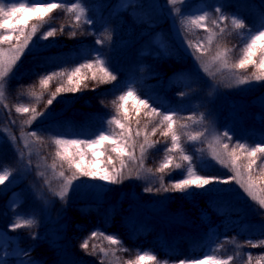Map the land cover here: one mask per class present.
I'll return each mask as SVG.
<instances>
[{"label": "trees", "instance_id": "trees-1", "mask_svg": "<svg viewBox=\"0 0 264 264\" xmlns=\"http://www.w3.org/2000/svg\"><path fill=\"white\" fill-rule=\"evenodd\" d=\"M3 2L7 6L10 0H3ZM71 2L73 0H67V3ZM166 3H169L168 0H83V4L88 9L87 16L93 23L89 25L82 22L81 27L76 29V37L69 38V33L73 30L68 27L72 23V15H66L62 9L54 11L49 23L40 28L33 38L34 44L31 51H27L22 56L7 80L6 98L3 103L8 107L4 108L2 105L0 107L14 134L18 135L19 131L28 130L35 131L39 136L44 137V143H36V145L48 166L53 163L56 151L51 138L59 136L71 140V136L77 132L88 135L98 131L107 119L110 120L116 114L111 101L125 91L129 84L140 96V93L147 94L149 102H154L153 106L161 107V111L166 110V103L172 102L175 105L172 110L176 111L180 117L187 118L193 115L198 117L203 114L204 121L201 124H193L191 120H181L180 123L188 125L184 131H199L207 128L213 110L217 112L222 104V95L219 88L214 90L210 87V77L198 64L196 65V61L194 62L190 55L187 59V51L173 39L172 33L166 28L167 21L156 18V4L165 6ZM190 3L191 5L182 9L179 15V25L186 33L187 39L195 44L203 40L207 32L204 29L186 31L181 25L182 18L202 14L203 11L209 12L212 18H216L215 8L220 7L224 15L229 17V20L224 22L228 25V29L213 43L212 53H215L217 43L221 47L232 48L230 55L233 62L239 58L240 49L245 41L237 32L232 31L230 18L237 16L244 19L247 29L253 33L264 23V0H191ZM206 5H209L208 10ZM206 23L212 27L210 20ZM62 24L65 28L61 34L59 28ZM50 28H56L57 35L48 40L39 39V36ZM162 28L165 30L159 38L160 43L157 45L159 49H157L151 46V41ZM108 36L110 39H106ZM97 39L104 40V43L97 44ZM97 53L108 61L110 69L118 77L117 81L99 85L92 90L97 82L89 80L87 89L75 94H62L48 108L44 117L32 125L23 124L28 119V114H17L15 106H35L39 111L44 108L49 98L45 93L43 100L37 103L35 98L30 96L32 91H41L40 77L52 71L70 70L93 59ZM252 71L250 67L246 71L241 70L240 75H249ZM61 82L60 79L52 81L48 92L55 91ZM250 83L251 98L264 93V82ZM222 89L225 90L224 87ZM228 92L233 96L240 95L238 92L233 93L231 89ZM180 93L185 95L181 96ZM215 95L220 97L219 104L216 108L213 106L209 108L212 104L210 99ZM129 107H131V101H129ZM144 111L147 110L141 111L138 118L139 124L136 123V119H132L133 133L137 128L143 129L144 124L148 122L149 118L144 115ZM256 114L260 118L258 121L253 119ZM131 116L135 117V113L132 112ZM248 119L242 128L230 127L225 130L232 137L229 147L237 141L251 146L264 142V107L250 112ZM158 121L159 117L148 125L147 131L151 132V128ZM114 129L117 133L120 131L115 126ZM160 131L162 129L150 137L151 140L159 141V143L155 148L148 149L140 178L136 179L135 175V170L139 166L138 162L133 164L127 161L130 163L128 168L132 175L129 177V171L126 168L124 175L128 178L120 184L110 185L87 177L77 180L110 185L111 198L71 200L66 207V227L59 241L51 236L37 237L36 230L43 228L42 225L35 224L30 228L16 230H12L9 225V230L19 235L17 242L22 249L20 257L24 256L34 261L33 264H100L102 258L104 264L109 262L124 264L125 261L134 259L138 253L148 251L157 256L160 264L164 262L176 264L180 259H200L203 257V251L208 248L210 254L218 249L215 254L220 258L233 256L234 259L230 264H247L248 253L253 256L252 264H256L257 260L260 264H264V246L252 247L247 244V241L258 243L264 240V232H262L264 210H260L255 202L247 198L234 182L229 185H215L217 191L191 190L195 194L156 191L161 187L159 177L162 174L155 173V170L163 162L165 148L171 143L170 138L166 140L160 135ZM183 140H186V137L182 138V142ZM142 142L143 136L137 138L135 155L138 158L139 144ZM185 150L193 156L199 174L222 178L232 174L228 168L211 159L206 143H185ZM0 153V161L9 156V152L3 146H0ZM171 154L176 157L175 162H180L179 152ZM108 155H112L114 163L119 167V160L114 153L110 152L99 157L101 163L98 167L103 168ZM56 163L55 170L58 173L64 171L65 177H71L72 172L68 170L67 164L61 167L59 160ZM148 168H151L155 175L147 172ZM163 175L165 186L183 178L182 170L169 169ZM18 177L12 182L0 185L1 218L9 207L14 190L19 185ZM133 180L134 183L130 188L141 193H148L144 189L151 187L152 193L155 192L167 200L170 209L181 210L179 212L183 214L185 220L170 229L164 221L155 218L132 217L133 201L131 197H128L130 190L124 194L123 192L128 189ZM120 189L123 191L121 192ZM92 231L114 235L121 240L122 245H110L107 240L98 236L89 240V249L86 252L80 248V244L90 236ZM92 245H96L95 255L88 254L92 251ZM121 246L127 251H120ZM100 248L108 250L107 257L99 251ZM114 248L118 260L111 254ZM14 258L16 257H10V259Z\"/></svg>", "mask_w": 264, "mask_h": 264}, {"label": "snow or ice", "instance_id": "snow-or-ice-1", "mask_svg": "<svg viewBox=\"0 0 264 264\" xmlns=\"http://www.w3.org/2000/svg\"><path fill=\"white\" fill-rule=\"evenodd\" d=\"M172 5H176L182 0H168ZM57 9L65 11L66 15H72V23L68 27L73 30L69 33V38H74L77 35L76 29L81 27V23L92 24L93 21L88 18V9L83 4V0H73L67 3V0H10L8 5H5L3 0H0V105L7 108L4 104L5 89L7 80L14 72L15 67L20 62L22 56L31 51L34 44L33 38L37 35L40 28L49 23L52 19V13ZM180 12L179 8L175 9ZM216 18H212L211 14L203 11L202 14H193L182 18L181 25L186 31L194 29H204L207 36L197 43L187 42L186 46L193 50V55L201 61L200 67L208 76L215 78L217 73L227 71L235 77V83L243 85L252 81L264 82V23H262L255 33L247 29L244 19L237 16L230 18L231 29L237 32L243 41L240 49L239 58L232 61L230 53L232 48L221 47L219 43L216 44V51L212 54V45L218 37L222 36L228 29V25L224 24L229 17L224 15L220 7L215 8ZM210 20L212 27H209L206 21ZM35 21V23H31ZM223 25V26H221ZM65 25H61L59 32L62 34ZM218 29V31H216ZM243 30V31H242ZM56 28H50L43 32L39 39L48 40L50 37L57 35ZM110 39V36L106 37ZM97 44H103L104 40L97 39ZM8 45V47H3ZM207 57V59H203ZM215 66V71L211 68ZM252 68L253 71L249 75H240L241 70ZM90 73V75H89ZM60 79L62 82L55 88V91L48 92L49 85L52 81ZM117 75L110 69L108 61L99 53L91 60H87L73 68L52 71L39 78L40 92L32 91L30 96L34 97L39 103L43 100L45 93L48 94V99L42 110H37L35 106L28 107L24 105L15 106L17 114H28V119L23 122L24 125H32L40 118L46 115L48 108L53 105L54 101L64 93H77L89 87L88 81L97 82L93 85L92 90L102 84H111L117 81ZM181 96L185 95L180 93ZM131 101V107H129ZM103 104V101H101ZM154 103V102H153ZM149 102V98H141L137 90L131 85L126 86V90L111 101L115 109V115L108 121L110 126L114 125L119 128L117 133L114 128H110L106 134L101 131L94 139H64L59 136L51 138V142L56 146L55 159L49 166L55 171L57 167L56 161L67 164L68 170L72 172L71 177H65L64 171L57 173L58 177L64 178V183L59 191H54V195L59 196L64 200L73 183L82 177H87L91 180H99L107 184H120L124 179L128 178L124 175V170L128 167L127 161L133 164L138 162V168L135 170L137 178L140 176V171L144 169V160L148 149L155 148L159 141L150 139L158 130L160 135L166 140L170 138V146L165 148V155L163 162L155 170V173H160L159 179L161 187L156 191L163 190L164 192H180L186 194H195L191 192L193 189L204 191H217L215 188L217 184L229 185L233 182L239 186L243 194L251 201L255 202L260 210H264V142L256 143L251 146L247 143L237 141L229 147V142L232 137L228 131L216 134H210L207 128L199 131H184L188 125L180 123L181 120H191L193 124H201L204 121V116H190L180 117L174 110L161 111L159 106H153ZM142 110L144 115L148 117V122L144 124L143 129L137 128L135 133L131 126L132 119H136L139 124V116ZM135 113V117L131 113ZM11 113L9 112V115ZM159 117L158 123L151 128V132L147 131L148 125ZM32 137L31 143H44V137L39 136L35 131L24 134L23 139L25 147H28L30 141L27 137ZM143 136V142L139 144L140 156L135 155V148L137 138ZM186 137V140L182 138ZM11 139L15 140L13 135ZM227 141V142H225ZM206 143L209 155L217 164L228 168L232 173L226 178L219 176L201 175L197 171V166L194 163L193 156L188 154L185 150V143ZM71 149V151H69ZM103 149V151H101ZM132 149V150H129ZM202 151V149H198ZM106 152L114 153L119 160V167L113 161L112 155L107 156L106 163L103 168L98 167L101 163L99 157ZM179 152L180 162H175L176 157L171 153ZM22 155V154H21ZM182 170L183 178L171 182L169 185L164 184V175L167 170ZM147 172L155 175L151 168L146 169ZM258 173V174H257ZM13 170L8 167L0 166V185H5L10 182L13 176ZM43 175V173H40ZM132 172L129 171V177ZM45 183L49 181L45 180ZM151 187L145 188L144 191L151 192ZM255 210V209H254ZM36 221L34 218H17L9 227L12 230L20 228H30ZM264 232V229H262ZM103 237L110 245H122L121 240L114 235H105L103 232L92 231L90 236L85 238L80 244V248L89 249V240L96 237ZM247 244L252 247L264 246V240L258 243L247 241ZM219 247V246H218ZM237 247H241L237 245ZM120 251H127L122 246ZM96 245H92V251L88 254H96ZM99 251L103 253L104 257L108 256V250L100 248ZM213 250V254H205L200 259H180L176 264H230L234 259L233 256L227 258H220ZM112 256L116 257V249H112ZM118 260L119 258L116 257ZM253 256L251 253L247 254V264H252ZM32 264V262H30ZM100 264H104L102 258ZM111 264V262H109ZM124 264H160L155 254L148 251L138 253L134 259H129ZM167 264V262H164ZM256 264H260L257 260Z\"/></svg>", "mask_w": 264, "mask_h": 264}, {"label": "rangeland", "instance_id": "rangeland-1", "mask_svg": "<svg viewBox=\"0 0 264 264\" xmlns=\"http://www.w3.org/2000/svg\"><path fill=\"white\" fill-rule=\"evenodd\" d=\"M190 2L191 0H182V2L176 5L166 3L165 6L156 4V18L161 21H167L168 24L166 28L172 33L173 39L187 51L188 56L185 55L187 59L190 55L193 61H196V65L198 64L200 66L201 61L197 60L195 55H193V50L186 46L189 40L187 39L186 33L179 25V15L181 11H175L176 8L182 10L191 5ZM206 9H208V7H206ZM164 30L165 28H162L157 32L156 37L151 41V46L159 49L157 45L160 43L159 38ZM203 59H207V57ZM200 68L202 69V67ZM211 70L215 71V66H213ZM209 81L211 88L214 90L217 88L220 89L219 92L223 100L226 99V97L231 99L228 100L227 103L225 101L222 102V108L224 110L223 117L217 116V114L212 115L211 121L207 127L210 134H222L230 127L242 128L245 122L249 120L250 112L258 111L261 107H264V93L259 96L253 95L254 97L251 98V83L238 85L235 83V77L227 71L217 73L215 78L210 77ZM222 87H224L225 90H223ZM229 89L235 94L238 92L240 95L233 96L228 92ZM140 94L143 98L149 97L147 94ZM219 98V95L212 97L210 99L212 104L209 105V108H211ZM166 105V110H172L175 106L172 102H168ZM3 115L4 112H2L0 107V144L10 153L9 156L7 155L8 162H0V166L8 167L13 170L14 174L10 178V181H12L16 174H19L18 181L20 180V183L18 185L19 189L14 191L10 199L8 210L3 213L2 218L0 217V264H30L26 259L17 257L20 256L18 254L22 250L17 242L19 235L13 234L8 228L9 225L15 222L18 217L34 218L36 221L35 224L42 225L47 236H51L59 241L66 227V207L71 200L108 199L111 198L112 189L110 185L96 181H75L67 197L61 200L59 196L53 193L61 189L64 178L58 177V172L56 170L53 171V169L44 162L37 149L36 143H31L33 140L32 137H27L30 143L28 147H25L21 137L29 131L21 130L18 132L19 134L17 133L18 135L14 134ZM258 117L259 115L256 114L253 119L258 121L260 119ZM108 121L109 119H107L95 133L87 135L77 132L72 135L71 138L94 139L101 131L110 134L108 130L114 128V125L110 126ZM13 135L16 137L15 140L11 139ZM129 165L130 163H128V167ZM128 167L127 170L129 171ZM125 171L126 170H124V172ZM40 173H43V175H40ZM140 175H142V173H140ZM45 180L49 181V183H45ZM132 183H134V180L131 182L130 186L127 187L128 189L123 192L124 194L130 190V196L128 197H131L133 201V208L131 209L132 217L136 219H160L164 221L170 229L174 228L180 221L183 222L185 220L182 213L174 212L168 208L167 200L164 197L157 195L155 192L141 193L136 189L130 188ZM15 254L17 258L10 259V257L15 256ZM205 254H209L208 249L204 251L203 256Z\"/></svg>", "mask_w": 264, "mask_h": 264}]
</instances>
